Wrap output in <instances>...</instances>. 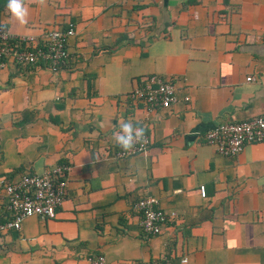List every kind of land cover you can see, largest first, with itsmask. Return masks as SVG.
<instances>
[{"label":"crops","instance_id":"obj_1","mask_svg":"<svg viewBox=\"0 0 264 264\" xmlns=\"http://www.w3.org/2000/svg\"><path fill=\"white\" fill-rule=\"evenodd\" d=\"M24 3L21 25L0 0V24L14 35L38 41L68 24L74 35L57 71L0 68V180L69 169L53 217H25L0 236V264H89L96 254L104 264H264V143L227 157L203 141L214 124L264 110V0ZM150 75L175 84L174 105L129 97ZM120 118L145 128L144 152L115 156ZM144 195L175 213L155 235L132 209Z\"/></svg>","mask_w":264,"mask_h":264},{"label":"built area","instance_id":"obj_2","mask_svg":"<svg viewBox=\"0 0 264 264\" xmlns=\"http://www.w3.org/2000/svg\"><path fill=\"white\" fill-rule=\"evenodd\" d=\"M3 25V24H0ZM74 35L71 24L65 28H49L38 41L23 35H14L3 25L0 28V68L11 61L14 64L27 65L38 60L44 61L51 71L63 67L68 58L67 42ZM246 77V80H250ZM175 84L156 75L142 79V82L131 89L129 97L142 102L147 108H169L176 103ZM187 96L183 97L186 101ZM203 141L214 147L223 156H236L247 143H264V110L256 116L241 121H221L203 133ZM149 145L145 133L142 142L137 143L130 151L120 147L116 157L132 156L144 152ZM68 164H54L41 173L23 172L6 181L0 180V199L5 201L7 216L0 220V236L9 230H19L23 218L36 216L40 219L51 218L63 202L67 187ZM200 195L204 194L202 185L198 186ZM132 209L139 214L140 229L146 235L160 232L161 226L171 220L175 213L163 211L153 195H144L135 200ZM89 264H104L100 254L88 255ZM186 261L185 257L179 260ZM136 264H175L163 256L159 260Z\"/></svg>","mask_w":264,"mask_h":264},{"label":"clouds","instance_id":"obj_3","mask_svg":"<svg viewBox=\"0 0 264 264\" xmlns=\"http://www.w3.org/2000/svg\"><path fill=\"white\" fill-rule=\"evenodd\" d=\"M41 6H46V0H37ZM11 17L19 24L28 23L29 10L25 6L24 0H7L6 5ZM3 25H0L2 28ZM145 134L143 126H134L130 120L120 118L118 120V131H114L112 139L114 143L125 152L130 151L137 143L142 142Z\"/></svg>","mask_w":264,"mask_h":264},{"label":"trees","instance_id":"obj_4","mask_svg":"<svg viewBox=\"0 0 264 264\" xmlns=\"http://www.w3.org/2000/svg\"><path fill=\"white\" fill-rule=\"evenodd\" d=\"M27 65H37V66H41V67H47L46 63L44 61L38 60L32 64H27Z\"/></svg>","mask_w":264,"mask_h":264}]
</instances>
